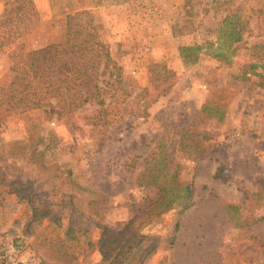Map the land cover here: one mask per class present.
<instances>
[{"label": "rangeland", "instance_id": "obj_1", "mask_svg": "<svg viewBox=\"0 0 264 264\" xmlns=\"http://www.w3.org/2000/svg\"><path fill=\"white\" fill-rule=\"evenodd\" d=\"M31 2L20 34L0 46V85L14 58L62 40L65 14L86 9L138 116L93 124L80 117L85 105L75 127L44 120L37 108L4 120L0 179L17 178L21 191L0 189V262L59 264L62 253L70 264L97 263L100 227L122 225L155 196L157 181L144 185V167L162 150L179 181L191 184L192 204L169 208L144 227L175 236L144 264H264V0ZM234 10L247 24L229 63L204 52L194 63L180 60L178 44L213 39L210 31ZM247 62L257 64L254 74L240 78L239 65ZM154 63L174 76L141 114V99L132 96L142 88L153 95V86L164 84L149 73Z\"/></svg>", "mask_w": 264, "mask_h": 264}, {"label": "trees", "instance_id": "obj_2", "mask_svg": "<svg viewBox=\"0 0 264 264\" xmlns=\"http://www.w3.org/2000/svg\"><path fill=\"white\" fill-rule=\"evenodd\" d=\"M32 5L31 0L4 2L0 15V46L20 34L17 31L24 13ZM246 24V20L236 10L226 11L216 28L210 31L214 34L213 39L178 44V57L183 63H194L199 54L204 52L229 63L233 45L242 39ZM99 29V24L89 10L70 11L64 16L62 40L30 49L14 58L10 64L8 82L0 85V126L8 116L33 108L41 110L44 120L63 121L74 127L77 126L76 112L85 105L90 106L88 113L80 117L93 124L105 121L106 124H112L125 114H129L132 120L138 116L132 108H128L129 100H124L128 91L121 89L126 85L121 74L108 68L112 59L108 46L99 37ZM256 67L255 62L239 65V77L254 74ZM149 73L152 79L159 78L164 84L161 87L154 85L153 95L146 88L139 90L149 98L143 99L139 92L132 96V99H141V114L145 112V106L166 93L168 83L165 82L174 76V72L163 63L152 64ZM206 106L202 105L204 108ZM220 117L221 114L217 113V118ZM155 155L158 157L149 156L144 167L148 176L144 185L150 186L152 181H157L155 196L149 198L147 203L134 207L131 216L122 225L100 227L95 241L99 261L94 264H144L160 243H174V235L163 237L143 229L154 216L169 208L179 206L180 211H183L191 206L192 187L190 183L179 181L162 150ZM19 185L17 178L8 181L0 179V189L3 187L4 193L20 196ZM226 207L236 209V206ZM64 234L67 235L68 231L65 230ZM58 262L70 264L62 253Z\"/></svg>", "mask_w": 264, "mask_h": 264}]
</instances>
